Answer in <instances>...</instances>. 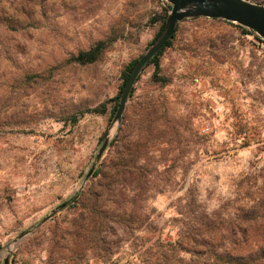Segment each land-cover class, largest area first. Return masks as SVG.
<instances>
[{"label":"rangeland","instance_id":"374dc122","mask_svg":"<svg viewBox=\"0 0 264 264\" xmlns=\"http://www.w3.org/2000/svg\"><path fill=\"white\" fill-rule=\"evenodd\" d=\"M171 5L0 0V27H11L0 30V264H154L196 221L264 205V39L254 30L183 17L115 119L122 73ZM97 43L95 61L72 60Z\"/></svg>","mask_w":264,"mask_h":264},{"label":"trees","instance_id":"16d2710c","mask_svg":"<svg viewBox=\"0 0 264 264\" xmlns=\"http://www.w3.org/2000/svg\"><path fill=\"white\" fill-rule=\"evenodd\" d=\"M165 10V9H164ZM26 18L29 12L22 14ZM11 27H0V30L7 32ZM23 29V28H22ZM170 44L167 41L165 46ZM152 57L149 63L158 66V56ZM103 50V44L97 43L87 51H80L72 56V60L79 63L95 61ZM135 61H131L122 73V87L126 83ZM113 100L117 102L119 95ZM105 103L99 107L90 109L93 112H103ZM72 121H76L73 116ZM96 173H99L98 170ZM138 177H142L143 172H135ZM91 186L78 198L81 201L90 200ZM190 194V190L187 191ZM191 199V196L189 195ZM245 214L236 218H220L215 216L211 221L200 219L192 226L185 227L179 231L176 237L169 241L168 246H164L157 253L154 264H264V218L257 213H264V205H246L241 209ZM94 211V210H92ZM228 232L225 233V230ZM214 230V231H213ZM187 252L191 256L183 258L179 254ZM205 254V256H202Z\"/></svg>","mask_w":264,"mask_h":264},{"label":"water","instance_id":"95a60500","mask_svg":"<svg viewBox=\"0 0 264 264\" xmlns=\"http://www.w3.org/2000/svg\"><path fill=\"white\" fill-rule=\"evenodd\" d=\"M171 8L167 14L166 24L160 35L145 51V53L136 61L133 69L124 85L120 96V101L115 114L117 122L120 121L127 97L135 83L143 66L165 46L167 41L174 34L175 27L183 17L203 15L211 18H223L232 22H236L242 26L254 30L261 38L264 39V5L249 0H169ZM108 143V136L103 140L101 147L96 154L97 162ZM95 163L92 164L90 172ZM66 202L62 203L55 210L62 208ZM24 238V234L19 235L14 240V245ZM4 264H9L8 256L3 258Z\"/></svg>","mask_w":264,"mask_h":264},{"label":"built area","instance_id":"2783aa9c","mask_svg":"<svg viewBox=\"0 0 264 264\" xmlns=\"http://www.w3.org/2000/svg\"><path fill=\"white\" fill-rule=\"evenodd\" d=\"M193 80H194L195 83H199V78L198 77L195 76Z\"/></svg>","mask_w":264,"mask_h":264}]
</instances>
